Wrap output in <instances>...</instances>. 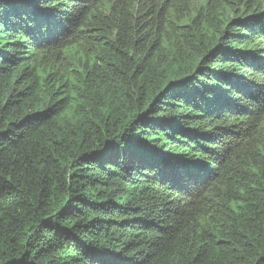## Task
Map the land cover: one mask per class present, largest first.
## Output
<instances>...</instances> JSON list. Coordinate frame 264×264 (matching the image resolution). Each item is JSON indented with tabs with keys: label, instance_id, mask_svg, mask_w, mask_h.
I'll return each mask as SVG.
<instances>
[{
	"label": "trees",
	"instance_id": "trees-1",
	"mask_svg": "<svg viewBox=\"0 0 264 264\" xmlns=\"http://www.w3.org/2000/svg\"><path fill=\"white\" fill-rule=\"evenodd\" d=\"M0 264H264V0H0Z\"/></svg>",
	"mask_w": 264,
	"mask_h": 264
}]
</instances>
